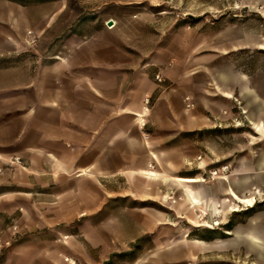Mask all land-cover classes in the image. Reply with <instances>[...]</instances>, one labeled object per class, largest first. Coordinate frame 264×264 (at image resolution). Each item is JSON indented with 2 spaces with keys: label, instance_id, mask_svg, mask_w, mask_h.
Instances as JSON below:
<instances>
[{
  "label": "crops",
  "instance_id": "obj_1",
  "mask_svg": "<svg viewBox=\"0 0 264 264\" xmlns=\"http://www.w3.org/2000/svg\"><path fill=\"white\" fill-rule=\"evenodd\" d=\"M9 44L0 39V56ZM99 63L84 47L32 70L0 63V188H16L0 189V239L10 237L8 222L17 228L0 264H227L216 257L215 239L170 233L167 213L149 203L163 206L169 185L202 181L167 178L169 155H180L172 167L183 166L181 147L168 139L231 119L235 101L261 145L248 169L254 174L225 178L226 192L243 199L254 183L264 188V71L227 68L208 91L188 85L193 78L179 67L163 66L155 73L162 84L134 78L124 91L119 70ZM13 71L20 73L9 80ZM198 194L186 191L194 204ZM252 222L234 235L264 264V214Z\"/></svg>",
  "mask_w": 264,
  "mask_h": 264
},
{
  "label": "rangeland",
  "instance_id": "obj_2",
  "mask_svg": "<svg viewBox=\"0 0 264 264\" xmlns=\"http://www.w3.org/2000/svg\"><path fill=\"white\" fill-rule=\"evenodd\" d=\"M0 39L10 42L7 52L0 56V63L9 68L32 70L50 62L54 55L66 56L84 47L95 54L105 71L119 70L121 90L133 89L129 83L134 78L162 84L155 76L157 69L176 66L193 78L188 85L209 91L217 73L227 68L245 74L264 71V3L0 0ZM19 73H9V80ZM169 84L176 86L175 82ZM235 104L237 110L231 119L168 139V147H181L183 166L177 170L172 167L170 164L180 155H169L167 178L194 177L202 181L162 188L163 206L154 202L149 205L167 213L166 224L173 228L170 233L188 235L198 228L197 237L215 239L217 259L227 264H263L241 245L234 230L253 224L255 215L264 214V188L254 183L245 189V203L226 192L225 178L234 181L241 174H254L248 169L254 167L261 145L252 125L243 119L239 102ZM8 174L9 181L15 179L14 168L9 167ZM0 189L16 188L10 184ZM187 190L199 193L198 204L186 195ZM176 211L183 212L184 217L175 218ZM8 224L11 234L7 242L0 239V250L17 235L14 223ZM230 241L233 244L227 245Z\"/></svg>",
  "mask_w": 264,
  "mask_h": 264
},
{
  "label": "built area",
  "instance_id": "obj_3",
  "mask_svg": "<svg viewBox=\"0 0 264 264\" xmlns=\"http://www.w3.org/2000/svg\"><path fill=\"white\" fill-rule=\"evenodd\" d=\"M157 80H158V81H161V79H160L158 76H157ZM144 102H145L144 110H147L146 108H147V105H148V103H149V98H148V97L145 98ZM184 102H185V107H186V108H190V107L193 106V104H192V102L190 101L189 97H185V98H184Z\"/></svg>",
  "mask_w": 264,
  "mask_h": 264
},
{
  "label": "trees",
  "instance_id": "obj_4",
  "mask_svg": "<svg viewBox=\"0 0 264 264\" xmlns=\"http://www.w3.org/2000/svg\"><path fill=\"white\" fill-rule=\"evenodd\" d=\"M183 134H186V133H183ZM251 207H252V206H251ZM251 207H250V208H251ZM198 231H199L198 228H193V229L188 233V237L205 240L206 238L197 237L196 232H198ZM230 231H233V229L231 228ZM208 239H211V238H208Z\"/></svg>",
  "mask_w": 264,
  "mask_h": 264
},
{
  "label": "bare ground",
  "instance_id": "obj_5",
  "mask_svg": "<svg viewBox=\"0 0 264 264\" xmlns=\"http://www.w3.org/2000/svg\"><path fill=\"white\" fill-rule=\"evenodd\" d=\"M141 118H142V116H143V114H140L139 115ZM223 178H225V177H223ZM231 189V188H230ZM232 191L234 190V189H231ZM236 192V191H235ZM237 193V192H236ZM238 194V193H237ZM237 194H235L234 192H232V197L233 198H235L238 202H246V200H244V199H242V198H240L239 196H237ZM229 196V195H228ZM234 200V199H233ZM248 200V199H247Z\"/></svg>",
  "mask_w": 264,
  "mask_h": 264
},
{
  "label": "water",
  "instance_id": "obj_6",
  "mask_svg": "<svg viewBox=\"0 0 264 264\" xmlns=\"http://www.w3.org/2000/svg\"><path fill=\"white\" fill-rule=\"evenodd\" d=\"M108 24L110 25L111 24V21H109Z\"/></svg>",
  "mask_w": 264,
  "mask_h": 264
}]
</instances>
